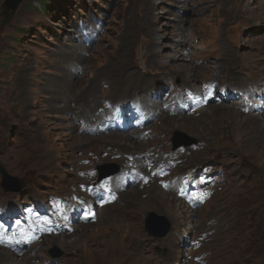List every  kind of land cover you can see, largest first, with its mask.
<instances>
[{
  "label": "rangeland",
  "instance_id": "obj_1",
  "mask_svg": "<svg viewBox=\"0 0 264 264\" xmlns=\"http://www.w3.org/2000/svg\"><path fill=\"white\" fill-rule=\"evenodd\" d=\"M145 1L22 0L10 10L0 0V165L24 183L19 191L5 190L0 174V222L12 217L15 229L2 232L10 240L20 229L48 226L53 220L45 209L57 212L60 199L69 211L62 219L71 221L70 230H61L58 220L54 232L22 241L26 246L20 249L0 245L5 256L0 264H82L83 251L86 258L101 249L95 242L102 237L93 231L104 228L107 238L112 226L130 230L126 224L135 222L147 264H264V129L249 116L264 117V101L255 102L264 97V0H150L156 16L151 21L144 19ZM129 23L136 27L131 35L125 32ZM180 33L187 41L175 54L196 72L194 89L182 83L183 72L165 76L155 64L172 59ZM128 35L132 43L125 48L123 36ZM153 39L157 46L149 48ZM206 82L213 87L204 95ZM245 83L263 95L254 91L255 99H246L237 91ZM162 86L167 90L163 99L172 91L175 96L188 91L184 96L199 102L188 107L173 99L157 116L148 106L139 122L132 108L122 111L131 98ZM50 88H62L64 95L54 98ZM54 104L63 110L51 109ZM245 104L259 108L251 112ZM218 105L238 109L219 113L214 111ZM200 106L206 113L194 114ZM94 110L113 114L101 129L89 119ZM138 129L143 141L129 148L125 137ZM176 149L180 154L173 156L171 169L132 165L143 152L163 157ZM159 161L155 165L163 164ZM104 165H115L119 172L99 179L98 166ZM131 166L133 175L124 176L121 171ZM205 167L212 173L205 200L194 205L180 197L173 201L189 209L179 224L156 203H131L134 191L146 199L183 171L198 173ZM107 190L113 200L103 199ZM86 208L91 216L82 220ZM150 211L165 218L158 223L159 229L168 228L166 234L146 228ZM223 232L228 238L222 240ZM93 258L92 264H108Z\"/></svg>",
  "mask_w": 264,
  "mask_h": 264
},
{
  "label": "bare ground",
  "instance_id": "obj_2",
  "mask_svg": "<svg viewBox=\"0 0 264 264\" xmlns=\"http://www.w3.org/2000/svg\"><path fill=\"white\" fill-rule=\"evenodd\" d=\"M141 1L144 2L145 0L144 1L141 0ZM136 3L138 5L140 3V0H137ZM143 5H142L143 9L145 11L146 10L148 11V14L144 17L145 21H151L152 19L156 18L155 13H153V11L150 10V0H147V2L145 1V5L144 6ZM127 28H126V31H125L126 34H130L131 35V34H133L134 31H136V29H135L136 28L135 27V23L134 24L133 23L132 24L129 23V26ZM149 32H150V30L147 29V32L146 33H149ZM184 35H182L180 33L179 36H176L177 38H176L175 44L172 45V49L174 51L173 54H172V59L163 60L161 58L163 61L161 59L159 61L157 60L158 62H156L155 64L158 65L159 68L163 69L162 75H165V76L167 74H171L172 71L173 72L176 71V73H177V71L183 72V80H182V83L183 84L184 83L188 84L187 85V87L189 86L188 89L189 88L194 89V86L192 85V82H194V81L197 80L196 72L194 71V69L187 68V65L184 63V60H186V59L183 56H176V54H175L176 52H178V48L180 46H183V45L186 44L187 38ZM131 43H132V36H129V35L128 36H123V42H122V45L121 46H124L126 48L127 46H130ZM151 44H153L154 47L157 46L156 45L157 44L156 43V40L153 39V41L150 42L149 48H152ZM159 54L156 52L154 55L155 56L156 55L157 56H160ZM184 54H185L184 52H181V55H184ZM170 60H172L174 63L177 60H179V61H177L176 64L173 65L172 62H170ZM184 74H185V76H184ZM229 79H230V77H229ZM246 83H245V85H243L244 88L241 89L244 92V96H245L246 99L248 98L249 100H253L254 96H256V94L254 95V91L259 92L260 93V96L263 95V93H261V91H259L258 89L257 90L256 89H250L248 87V84H246ZM212 87H213V82H206V83L203 84V86L201 88V91L205 95L206 93L210 92V89ZM222 87L223 86H221L220 89H223ZM165 88L166 87L162 86L159 89L157 88L158 90L157 89H154V88H151L150 90L147 89L145 91L143 90L145 93H142L141 92V93L138 94L139 97L135 96V97L131 98L132 99V101H131L132 104L130 105V107L127 104L125 110H122V111L125 112L129 108H132L133 110L131 111V113H132V115L134 113V115L137 116V117H135L136 118V122H139L140 119L142 118V115L144 114V112H146L145 111L146 110V107H148V106L150 108L149 111H151L154 115L157 116L162 111V109H164L163 108L164 105H167V104L170 105L169 103L173 104V99H178L181 102H184L185 101L187 103L188 107L193 106V104H195L196 102H199L198 100H196L197 98H195V101H193V100L188 99L187 96H184L185 93L188 92V91L181 92V96H175V95H173L174 92L172 91V93L170 92L169 95L165 99H163L161 97H163L165 95V92L167 91ZM54 90H55V92H54ZM50 92L52 94V97L57 98L56 96H58V95H64V92L65 91L62 88L61 89H58V90H56L54 88H50ZM152 95H155L157 97L159 96L160 99H158V100L159 101L162 100V102L161 103H158L157 101L153 102V99L151 98ZM252 95H254V96H252ZM200 97H201L200 102L202 104H204L205 103V101H204L205 98L202 95ZM233 97L234 96H232V98ZM259 98H257L255 100V102L258 103V104H262L261 101H264V97H259ZM242 105H243V103H242ZM245 105H246L245 106V110L246 109L248 110V108H249L248 111H251V112H254L257 108H259V106L257 104H256V108H254L253 105H249V104H245ZM236 106H233V105L232 106H228V105H226V106L225 105L219 106L218 105V106H215L214 107V111L219 112V113L220 112L232 113L235 110V107ZM205 107L206 106H203V107L200 106L199 108L194 109L193 110V113L194 114H197V115L198 114L206 113L207 109ZM63 108L64 107L62 105H60V104H57V106L55 108V104H54V106L51 109H55V110H60L61 111V110H63ZM261 108H262V106H261ZM178 109H179V106L177 104H175V110H178ZM236 109H238V107H236ZM64 111H65V109H64ZM104 111L103 112H101V111L100 112H97L96 110H94V111H92V114L89 115V119L91 120L92 123H97L98 122L99 125H101V126H99L100 129L102 127H104V123L102 121H104L105 119H108V117L111 114V112L109 113V110H104ZM167 111L169 112L168 109H167ZM113 112H114V110H113ZM115 114H116V111H115ZM111 115H113V114H111ZM123 115L125 116V114H123ZM249 116H252V120L253 121L259 122L258 124H260L261 131H262V129H264V117L262 115H259V114H251V113L249 114ZM117 118H120V117L117 116ZM162 118L164 120L167 119V117L165 115H164V117L162 115ZM184 118L185 117H182L181 116L180 119H184ZM138 126H140V123H138ZM139 132H140V129L134 131V133L132 135H130V136L128 135V136L125 137L124 143L125 144L128 143L129 144V148H134L135 145L141 143V140L143 141V139H141V136L139 135ZM154 132H155V130L153 129L152 133H154ZM261 136L264 137V130H263V133H261ZM119 138H120V136H119ZM170 152L171 153H169L167 156H163V157H159V156H155V155H149L148 152H143V153H141V155H143L142 158H141L140 155H138L137 159H134L133 160V164L132 165H134L135 167H137V168H139L141 170H142L144 164L151 165L154 168H156V166H157L160 169V171H162L163 169H167V168L168 169L169 168L171 169V166L172 167L174 166V164L172 163V161L174 160V157H175L174 155L180 154V153H178L177 149L175 151L174 150H171ZM157 160H160L159 162L160 163H163V164H161V166H158V163H157V165H155V162ZM117 169H118V167H117ZM133 171H135V168L133 166H131L130 168H127V169L125 168L124 170H122L121 173L124 174V176H126V175L127 176H132L133 175ZM185 172L187 173V170L186 171H183L182 173H185ZM109 178H111V177H109ZM180 179H181L180 177H178L176 180L171 178L169 180V183H168V185L166 186L165 189H161V190L159 189V191H157V192H156V190H154L152 193H150L148 195V197L146 199H142L139 196V192L138 191H134V192H132V195L133 196L131 195L132 196L131 203H133L134 205H139V206L142 205L141 204L142 202H143V204H144V202L156 203V204H158L159 206H161L163 209L167 210L170 213L172 219H174L173 221L175 222V224L176 223L179 224L180 223V220L179 219H182V216L181 215L183 214V212H186V211L189 210V209L187 210V208H185L184 205L176 204L175 202H173L176 199H178V197L182 198L177 193V187L180 186V182L177 183L176 186H175L176 187L175 191L177 193L176 194L174 192L175 193V196L174 195H171V197H169L167 194H168V192H170L169 190L173 186V184H175L177 181H180ZM108 181L109 180H106L105 182L108 183ZM130 181H132V178H131ZM114 182H115V180L113 181V184H112L113 187H114ZM205 183H207V181ZM138 184H136V185L138 186ZM120 194H122V193H120ZM77 197H76V199H77ZM77 200H78V203L81 202V199L80 198L77 199ZM191 202H192V199H191ZM191 202H185V203L186 204L188 203L189 205H191V204H193V202L192 203ZM150 203H148V204H150ZM105 208H107V207H105ZM139 208L141 209V207H139ZM86 210H88L87 213L89 214L90 213V209H86ZM71 211H72V209H71ZM67 212H69V211L66 209V206L63 205L62 207L59 208V210L57 212L53 213V214H61V215H63V216H61V218L60 217H57V218L54 219V220H57V221L59 220L60 228L63 231L66 229V227L68 228L67 230H70L69 229V224H70L71 221L68 222V221L62 219V217H66L67 216ZM80 213H82V212H80ZM58 218H60V219H58ZM80 219H82V218L80 217ZM70 220H71V218H70ZM127 225H128V227H130V230L129 229L125 230L124 229V226H122V225L112 226V231H110L108 233V235H110V236L107 237V238H105V236H104L105 233H106V232L103 231V230H105L104 228H100L97 231L96 230L93 231L95 234L99 233V237H102L101 239L99 238V240H97L98 238L95 239V240H97L95 242V244L98 247L101 246V249L98 250V253L97 252H95V253L93 252L94 254L93 255L91 254L92 257L91 256H88L86 258H85L86 251L85 252L83 251V257L80 256L81 257V263L82 264H92L93 263L92 260L94 261V259H96V258H93V256H94V257H97L98 260L107 261L108 264L109 263L110 264H147V262L144 259L143 254H142L143 245H142V239H140L139 234H138V222H135L134 224H126V226ZM50 227H52V226H50ZM71 230L73 231L74 229L72 228ZM100 231H103V232H100ZM36 233L32 234V237L33 236H36V239H37L40 236H42V235H39V234L36 235ZM1 236H2V234L0 233V237ZM103 238H105V239H103ZM224 238H228V236H227V234H225V232H223L222 235H221V239L223 240ZM132 240H133V243L134 244L131 243ZM224 242H226V241H224ZM61 244H62V246H64L63 243H61ZM14 245H15V240H14ZM131 245H133L132 248H131ZM22 246H26V245H23V243L21 242V244H17L16 245V248H19L20 249V248H22ZM229 250H230V248L228 247V248L224 249L223 251H229ZM218 253L220 254V252L217 251V254ZM98 254H99V258H98ZM221 254H222V251H221ZM0 257L1 258H5L4 253L0 252ZM80 257H79V259H80ZM89 257H90L91 260L89 259ZM50 262H52V260Z\"/></svg>",
  "mask_w": 264,
  "mask_h": 264
},
{
  "label": "water",
  "instance_id": "obj_3",
  "mask_svg": "<svg viewBox=\"0 0 264 264\" xmlns=\"http://www.w3.org/2000/svg\"><path fill=\"white\" fill-rule=\"evenodd\" d=\"M22 0H4V6L7 9L14 10L18 6V4ZM176 135H180V132H175ZM182 135V134H181ZM108 165L104 166H98L99 168V179L107 176L110 174L111 170L106 169ZM0 174H1V185L5 190H11V191H19L22 189L24 183L21 178L15 177L13 175H9L2 165H0ZM158 219H165L163 216H157L154 212L150 211L148 215L145 217V226L148 228L154 235H164L166 234L168 228L164 227L163 229H159L161 226ZM155 226L158 227V230L154 232L152 228Z\"/></svg>",
  "mask_w": 264,
  "mask_h": 264
}]
</instances>
